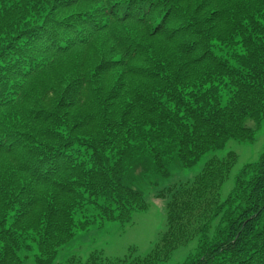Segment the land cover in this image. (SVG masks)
<instances>
[{
	"label": "trees",
	"instance_id": "16d2710c",
	"mask_svg": "<svg viewBox=\"0 0 264 264\" xmlns=\"http://www.w3.org/2000/svg\"><path fill=\"white\" fill-rule=\"evenodd\" d=\"M264 123V0H0V264H54L79 230L147 211L137 165L171 175ZM167 187L144 258L66 264H264V153Z\"/></svg>",
	"mask_w": 264,
	"mask_h": 264
},
{
	"label": "rangeland",
	"instance_id": "374dc122",
	"mask_svg": "<svg viewBox=\"0 0 264 264\" xmlns=\"http://www.w3.org/2000/svg\"><path fill=\"white\" fill-rule=\"evenodd\" d=\"M229 152L237 155V162L232 168L229 179L224 184L221 195L225 198L235 186V181L242 168L255 163L264 153V123L256 131L254 139L240 142L230 141L226 148L204 154L192 167H182L179 161L170 166L171 175L161 177L151 174V164L143 162L137 165L134 187L142 191L149 203V209L134 214L130 223L104 222L95 223L88 230L77 231L75 237L60 249L54 264H66L73 256L86 257L93 251H101L106 257L144 258L152 252L161 233L165 229V201L156 197L159 191L167 187L192 181L214 156L223 157ZM197 240L176 249L172 255L157 264H186L194 253ZM25 264H36V252L24 255Z\"/></svg>",
	"mask_w": 264,
	"mask_h": 264
}]
</instances>
